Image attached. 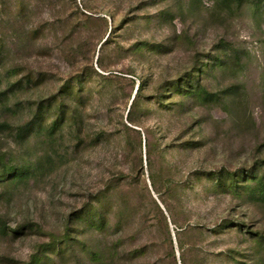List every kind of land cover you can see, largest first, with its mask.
<instances>
[{
  "label": "rangeland",
  "instance_id": "1",
  "mask_svg": "<svg viewBox=\"0 0 264 264\" xmlns=\"http://www.w3.org/2000/svg\"><path fill=\"white\" fill-rule=\"evenodd\" d=\"M0 264H264V0H0Z\"/></svg>",
  "mask_w": 264,
  "mask_h": 264
}]
</instances>
